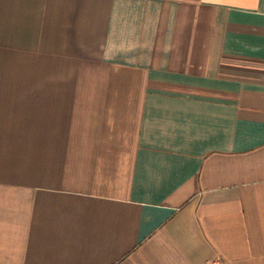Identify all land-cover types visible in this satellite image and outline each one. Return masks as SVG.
Here are the masks:
<instances>
[{
  "label": "crops",
  "instance_id": "1",
  "mask_svg": "<svg viewBox=\"0 0 264 264\" xmlns=\"http://www.w3.org/2000/svg\"><path fill=\"white\" fill-rule=\"evenodd\" d=\"M0 264H264V0H0Z\"/></svg>",
  "mask_w": 264,
  "mask_h": 264
}]
</instances>
